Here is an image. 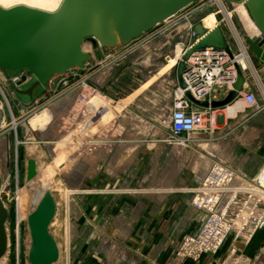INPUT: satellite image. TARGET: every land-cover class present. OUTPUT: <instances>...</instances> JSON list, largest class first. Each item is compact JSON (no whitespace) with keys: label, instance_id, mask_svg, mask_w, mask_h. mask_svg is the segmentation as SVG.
<instances>
[{"label":"rangeland","instance_id":"374dc122","mask_svg":"<svg viewBox=\"0 0 264 264\" xmlns=\"http://www.w3.org/2000/svg\"><path fill=\"white\" fill-rule=\"evenodd\" d=\"M237 1L222 0L221 6L217 0H199L188 8L189 11L185 12L184 9L173 19L161 23L118 48L100 47L99 51H96L93 43L87 40L83 48L93 55L87 67L77 73L76 78L58 88L49 85L45 93L32 101H24L16 95L8 77L14 75V71L0 67V166L3 179L2 197L8 209L6 222L8 243L0 259L1 264H31L28 216L32 211L33 195L31 198L28 197L27 191H30L36 177L51 183L53 186L51 190L58 197L55 217L50 226L52 236L62 243L71 236L67 251H61L55 264H140L129 255L133 252L126 245L135 228L140 227L142 230L141 227L144 226L138 225L134 220L143 218V213L149 211L151 205L156 202H163L172 196H176L177 201L182 200L186 191L179 182L185 177V168L191 165L197 156L206 155L214 150L208 144L198 145L200 141L195 140V136L190 138L193 144L185 147V138L188 136L184 134L176 137L169 126V113L179 82V64L192 38L189 25L195 24L198 20L203 21L207 15L215 13L216 23L223 27L233 51L239 54L237 37L226 14L230 15L244 47L250 51L254 69L257 71L249 44V39L254 36L237 11L235 5ZM61 2L62 0H58L54 6L43 5L37 8L53 11ZM17 4L33 5L22 0L0 5L8 8ZM244 8L249 15L245 5ZM246 73L247 84L243 89L253 92L257 97V103L249 105L239 97L231 105L242 103V108L234 115L226 116L227 112L224 114V110L227 106L222 107V111H215V123L212 125L217 127L216 131L222 128L221 131L228 134V137L237 144L239 153L247 152L245 151L248 148L247 141L252 142L253 158L249 171H246L244 176L249 180L259 175L264 164V157L262 159L260 157L264 154V74L257 71L258 78L253 77V70L249 66ZM30 77L29 74L28 78ZM100 80L102 81L98 85ZM83 88L74 111L86 117L84 126L86 125L85 129L91 133H87L85 137L95 144L108 133L115 137L130 132V139L122 143H133L135 146L139 144L140 148L132 163L128 167L120 168V172L115 171L114 174L108 172L107 162L99 164L91 174L89 187L84 184L83 188H75L74 180L63 174L48 148L50 145L68 144V136L46 140L42 138L43 134L37 131L38 127L32 121L36 114L44 110L51 111L53 104L67 95L77 94V90ZM64 114L62 110L59 118ZM212 125L210 113H207L205 126L209 128ZM251 129L250 136L248 131ZM31 146H36L42 156L38 158L39 163H36L37 175L29 180L26 174L27 157ZM74 152L71 150V153ZM92 161L89 158H80L74 171L86 173ZM201 163L196 164V169L203 171L206 165L201 168ZM174 164H180L181 170L177 171L172 187H166L170 190H164L166 188L163 185L153 187L155 178L168 173L174 168L172 167ZM38 179L35 181H39ZM124 215L127 217L125 226L130 227V233L124 240L117 239L120 229L109 235L107 231L101 230L104 218H111L110 223L116 226L117 221ZM195 232L196 230L186 234ZM108 238L109 244L103 248L102 242ZM228 241L230 242V239ZM113 244L119 250L114 261L110 262L109 254ZM227 246L228 242L222 246L218 254L204 257L211 256V264H217L226 252ZM262 246L264 229L256 232L246 252L256 254ZM177 248L178 246L174 253ZM121 251H124V256L120 255ZM146 251L144 249L141 252L144 255ZM174 253L168 264L173 263ZM203 258L197 261L189 259L178 264L190 262L198 264Z\"/></svg>","mask_w":264,"mask_h":264},{"label":"water","instance_id":"95a60500","mask_svg":"<svg viewBox=\"0 0 264 264\" xmlns=\"http://www.w3.org/2000/svg\"><path fill=\"white\" fill-rule=\"evenodd\" d=\"M199 0H62L56 10H45L26 4L0 5V66L4 70L28 72L21 81L10 82L11 88L24 101H32L45 93L50 85L58 88L78 76L92 60L83 48L90 40L96 51L100 47L128 44L144 33L168 21ZM244 4L259 35L249 39L251 52L264 65V0H238ZM213 47L225 50L237 70L234 87L219 100L201 101L190 91L187 97L203 107L222 108L233 103L246 82V73L236 60L234 51L221 25L213 28L198 20L193 25L191 46L178 69V81L185 88L183 72L190 55L199 49ZM37 175L36 162L27 163V179ZM0 173V194L2 191ZM56 200L46 191L28 216L31 234V264H54L60 250L50 232L56 213ZM8 209L0 197V259L4 255L8 234Z\"/></svg>","mask_w":264,"mask_h":264},{"label":"built area","instance_id":"2783aa9c","mask_svg":"<svg viewBox=\"0 0 264 264\" xmlns=\"http://www.w3.org/2000/svg\"><path fill=\"white\" fill-rule=\"evenodd\" d=\"M189 7L185 8V12L189 11ZM193 25H189L191 37ZM191 40L186 49L191 46ZM234 54L236 58L238 54L235 51ZM243 69L246 73L247 67ZM14 73L8 76L10 82L17 83L24 76L30 79V73L26 71ZM183 79L186 87H181L178 82L169 113L171 132L176 137L188 136L185 138L187 148L193 144L190 138L195 136V140L200 141L198 145L208 144L214 150L197 156L198 162H202L201 168L203 165L206 167L196 175L195 185L186 187L185 183L179 182L190 194L189 202L195 211L198 227L195 233L183 236L171 264L189 259L197 261L205 255L218 254L226 242V252L217 264H264V246L256 254L246 252L256 232L264 229V164L259 175L245 179L249 153H239L237 144L227 133L216 131L217 127L212 125L215 123V108L197 105L186 95V91H190L201 101L224 98L223 95H227L237 79L234 63L223 49H199L186 61ZM239 97L249 105L257 103L253 92L243 89ZM207 113L211 117L212 126L209 128L205 126Z\"/></svg>","mask_w":264,"mask_h":264},{"label":"bare ground","instance_id":"6f19581e","mask_svg":"<svg viewBox=\"0 0 264 264\" xmlns=\"http://www.w3.org/2000/svg\"><path fill=\"white\" fill-rule=\"evenodd\" d=\"M12 1H16V0H0V4H2V5L8 4ZM22 1L28 2V4H30V5L33 4L31 6L39 7V6H43V5L54 6L58 0H22ZM217 1L221 4V6L223 5L222 0H217ZM235 5L238 8L237 11L239 12L240 17H241L242 21L244 22L245 26L248 28L249 32L251 34H253L254 37L257 33L259 35V31H258L254 21L250 18V16L245 11L244 4L237 1L235 3ZM226 16H227V19H228L230 25L233 28V31L236 34L238 46L240 48V52L236 56V60L241 64V66L243 68H246L249 66L253 70V73H252L253 75L257 74L256 70L254 69L252 56L249 54L250 51H247L246 48H244L243 40L241 39L240 35L238 34L237 29L235 28L230 15L226 14ZM216 22L217 21H216V14L215 13L207 15L203 19L204 26L207 28L215 27L216 25H218ZM85 48L89 49V47H85ZM253 77H255V75ZM101 81L102 80H100L99 84L98 83L97 84L100 85ZM63 83H67L65 78H63ZM84 86L86 87L85 84H84ZM83 90H84V88L77 90L78 93L77 94L74 93L73 96L67 95L65 98H62L57 103L52 105L51 111L44 110L43 112L36 114L35 118L32 121L33 124H35L38 127L37 131L40 134H43V135H41V136H43L42 138H44L46 140H51V138H54V137L60 138L62 136H68V142H69L68 144L63 145V146L50 145V146H48V148H50V153L54 157L56 163L59 165L63 174H65V176H67L69 179L74 180V183H75L74 186H76L75 188H83L84 184H85V186L89 187V182H90V178H91L90 176L93 173V171H95L97 169L95 167H97L99 164L107 162L108 172H111L113 174L115 173V171L120 172V168H124L126 166L128 167L132 163L138 149L140 148L139 144H138V146H135V144H133V143L132 144L122 143L123 141L130 139V137H131L130 132H128L127 134L124 133L122 135H118L115 137H111L110 133H108L106 137L99 138V140L95 144H92L93 141H91L85 137L87 133H91L90 130L85 129L86 125L84 126V121L86 120V117L83 114H79V113H76L77 111L76 112L74 111L75 106L79 102V99H78L80 97L79 93H81ZM61 105H63L64 107L62 108ZM241 106H243L242 103H236L234 105H231V104L228 105L227 106L228 108L226 109V112H227L226 116L234 115L240 108H242ZM62 110H63V113H65V114L63 115L62 118H59V114H60V112H62ZM59 126H60V130L62 133L59 130ZM42 127H43V129H42ZM71 150L73 152L74 151L75 152L71 153ZM0 156H1V153H0ZM41 156H42L41 151L36 146H31L29 148V152H28L27 163L30 159H33V160H35L36 163H39L38 158L40 159ZM80 158H89V159L93 160L92 161V167L90 165L89 167H91V168L86 169V173H80V172L74 171L75 167L80 162ZM47 167H48V165H47ZM172 167H174V168H172L170 171H168V173H166L164 175L162 174V175H160V177L155 178V180L153 181V187H157L158 185H161V186L163 185V187H165V188L167 186L172 187V182L174 181V178L176 176L177 171L181 170V165L180 164L179 165L174 164ZM43 169L44 168H42V170ZM0 173L2 176L1 166H0ZM37 179H38V177H36V179H34V183L31 185L30 191H27L28 197L33 195L32 196L33 197V199H32L33 200L32 201L33 206L31 208V210L34 209V207L36 206V204L38 203V201L40 200V198L42 197V195L46 191H50L53 194V196L56 198V201L58 199V197L55 195L56 193H54L53 190H51V188L53 187L51 185V183H46V182L39 180V179L38 180L40 182L35 181ZM82 181H83V183H82ZM81 183H82V187H80ZM2 187H3V182H2ZM167 189L170 190L169 188H167ZM167 189H164V190H167ZM152 191H149V192L151 193ZM61 192H62V190H61ZM2 194H3V190L1 191L0 197H2ZM61 198H62V196H61ZM29 205H30V203H29ZM120 221L122 222L121 223L122 224V226H121L122 230L124 228H127L125 226L126 221H127V217L123 216L117 222H120ZM128 227H129V225H128ZM119 237H121V234H119ZM119 237H117V238H119ZM126 237L124 236L123 240ZM29 238H31L30 229H29ZM70 239H71V236L69 237L68 240H66L63 243L61 241L57 240L60 253L62 250L67 251ZM107 240H108L107 242L109 244V238ZM29 242H31V241H29ZM117 250L111 251V253L109 254L110 258L114 259L115 255H117ZM123 256H124V251H123ZM0 264H1V261H0Z\"/></svg>","mask_w":264,"mask_h":264},{"label":"crops","instance_id":"0c3cea01","mask_svg":"<svg viewBox=\"0 0 264 264\" xmlns=\"http://www.w3.org/2000/svg\"><path fill=\"white\" fill-rule=\"evenodd\" d=\"M257 35L258 33L255 36ZM254 59L257 71H260L264 74V65H262L257 58L254 57ZM254 75L256 78L258 77V73ZM223 97H225V94L223 95ZM221 109L222 108H215V111H222ZM226 109L224 110V114ZM220 130H222V128ZM248 134L250 136L252 135V129L251 131H248ZM246 147L248 148L245 149V151L249 153L250 157V160L246 166V171L248 172L253 158L252 142L247 141ZM260 157L262 159L264 157V154H262ZM198 158L199 157H197V159H193L191 165L185 168V177H183L181 181L185 183L186 187H192L196 183V174L200 172V170L196 169V164L199 160ZM89 166L87 167V169H90L92 167V165L91 167ZM185 193V197H182V200L180 201H177L178 199H176V196H172L171 198H167L163 202H156L154 205H151L152 207L149 211L143 213V218L141 217L137 220H134V222H137L138 225L144 226L141 227L142 230L139 229L140 227L135 228L134 232L131 234L130 240L126 242V245H128L129 247L128 249H131V251L133 252H130L129 254L132 255L133 260H135L136 262H140V264H168L169 258L174 253L183 236L186 233L193 232L197 229L198 221L196 219L195 211L189 202L190 194L187 192ZM111 220L112 219L109 217L104 218L101 223V230L107 231V234L109 235L115 234L116 230L120 229L121 237L117 238L120 240H122L124 236H128L130 232L129 227L122 230L121 221L117 222L116 226H114L112 223H110ZM107 241L108 240H103V248L108 246ZM117 249L118 247L113 244L112 250L116 251ZM144 249H146L147 251L143 255L141 251H143ZM121 254L123 255L122 251L120 255ZM210 258L212 257L206 256L200 262H198V264H211ZM109 259L110 262H113L114 260L110 258V256ZM190 264L195 263L190 262Z\"/></svg>","mask_w":264,"mask_h":264}]
</instances>
